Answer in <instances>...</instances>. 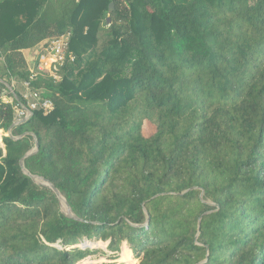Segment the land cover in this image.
Masks as SVG:
<instances>
[{"label":"trees","instance_id":"trees-1","mask_svg":"<svg viewBox=\"0 0 264 264\" xmlns=\"http://www.w3.org/2000/svg\"><path fill=\"white\" fill-rule=\"evenodd\" d=\"M23 84L53 109L2 137L0 264H264V0H0L5 134Z\"/></svg>","mask_w":264,"mask_h":264},{"label":"built area","instance_id":"built-area-1","mask_svg":"<svg viewBox=\"0 0 264 264\" xmlns=\"http://www.w3.org/2000/svg\"><path fill=\"white\" fill-rule=\"evenodd\" d=\"M70 38L71 33L67 32L56 38L50 39L42 49V55L38 59L36 71L49 74L53 78L57 79L56 73L66 59ZM30 71L33 76L35 74L33 73L34 71ZM23 87L24 92L22 97L25 104H13L12 98L9 97L8 101H6L8 103H12L14 123H19L20 121L29 118L33 111L36 110L42 111L43 114H48L52 111V101L47 97H43V95L47 94L45 91H34L30 89L27 84H23ZM4 97L7 96L4 95Z\"/></svg>","mask_w":264,"mask_h":264},{"label":"crops","instance_id":"crops-1","mask_svg":"<svg viewBox=\"0 0 264 264\" xmlns=\"http://www.w3.org/2000/svg\"><path fill=\"white\" fill-rule=\"evenodd\" d=\"M44 43L45 42H43V43H41V44L31 48V49H27V50H24L21 52L23 59L25 60V63H26L27 68L29 70H33L34 68H36L38 59L42 55V49H43L42 46H44ZM43 94H44V92H43ZM3 136L4 135L2 134V131L0 130V148H3V146H2V137Z\"/></svg>","mask_w":264,"mask_h":264},{"label":"rangeland","instance_id":"rangeland-1","mask_svg":"<svg viewBox=\"0 0 264 264\" xmlns=\"http://www.w3.org/2000/svg\"><path fill=\"white\" fill-rule=\"evenodd\" d=\"M13 85H14V83H12V86H13ZM22 95H23V94H22ZM2 98H3L2 100H4V101H8V97H4V96H2ZM16 99L18 100L17 97H16ZM144 129H145V133H146V134H150V133L153 131V128H152L149 124H145V125H144ZM2 134H3V135H7V134H5L3 131H2ZM35 180H36V183H37V184L47 187V186L45 185V183H44L42 180H40L39 178H36ZM48 188H49V187H48ZM58 199H59V205H60V210H61L62 214L65 215V216H68L70 212H69V210H68V208H67V206H66V203H65V201H64V198L60 195V197H58ZM90 246H91V248L96 247V245H93L92 243L90 244ZM124 257H125V256H124Z\"/></svg>","mask_w":264,"mask_h":264},{"label":"water","instance_id":"water-1","mask_svg":"<svg viewBox=\"0 0 264 264\" xmlns=\"http://www.w3.org/2000/svg\"><path fill=\"white\" fill-rule=\"evenodd\" d=\"M112 8H113V5L112 4H110L109 5V10H112ZM28 120V118L27 119H24V120H22V121H20L19 123H23V122H26ZM18 123H13L12 125H11V127H10V129L8 130V132H7V136H10V131H11V129L14 127V126H16ZM38 149V146H37V143L35 144V151ZM32 153H34V151H31V152H29V153H27L26 155H25V157H27V156H29V155H31ZM20 164L22 165V160H21V162H20ZM25 174L28 176V177H30L34 182H36V178H39V177H35V176H32V175H30L29 173H27V172H25ZM40 180H42L44 183H45V185L47 186V187H49L52 191H54L55 192V194L57 195V197H60V194H59V192L53 187V185H51L50 183H48L47 181H45L44 179H42V178H39ZM64 201H65V199H64ZM65 203H66V201H65ZM66 206H67V208H68V210H69V217H73V215H72V213H71V211H70V209H69V206L67 205V203H66Z\"/></svg>","mask_w":264,"mask_h":264}]
</instances>
